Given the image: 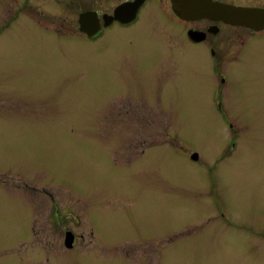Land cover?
Here are the masks:
<instances>
[{
    "label": "rangeland",
    "instance_id": "1",
    "mask_svg": "<svg viewBox=\"0 0 264 264\" xmlns=\"http://www.w3.org/2000/svg\"><path fill=\"white\" fill-rule=\"evenodd\" d=\"M70 1L0 0V264H264V90L230 79L220 112L178 23L124 62Z\"/></svg>",
    "mask_w": 264,
    "mask_h": 264
},
{
    "label": "flooded vegetation",
    "instance_id": "2",
    "mask_svg": "<svg viewBox=\"0 0 264 264\" xmlns=\"http://www.w3.org/2000/svg\"><path fill=\"white\" fill-rule=\"evenodd\" d=\"M58 5H64L66 3H76L77 1L66 0H51ZM94 0H87L86 9L79 10L77 8L78 26H79V38H84L87 41H98L105 34L112 30H115V38L121 44L125 41L133 39L135 45L133 46L134 52L125 51L126 48L118 47L120 51V59L124 62L127 60L135 61L136 56L143 53V55H151L153 48L150 44L154 42V34L152 29L160 23L162 18L172 20L183 27L184 39L190 45H186L187 56L192 55L194 52L195 59L200 68L211 69L213 76L214 90L212 92V103H218V110H228L227 101L224 98L223 86L227 85L230 79L232 83L242 79V75H246L248 82L252 85L260 86L264 90V0H115L112 2V8H95L93 4ZM131 3H137V11L134 14V18L130 21H124L115 19V11L120 6H126ZM26 4V3H25ZM29 4V3H28ZM197 4L202 10H206V14L198 17H182L177 11L188 12L186 5ZM76 4L73 5L75 7ZM80 6V5H79ZM69 6L67 11H75L73 7ZM215 7L230 9L231 11L237 9H243L247 12V22L245 25L232 24L225 22L223 19L218 18L217 15L212 13L215 11ZM216 12V11H215ZM91 14V18L94 19L97 31L95 35L89 36L81 29L80 18L83 14ZM92 23V21H91ZM93 24V23H92ZM9 26V25H8ZM57 35L62 34L60 31H50ZM50 35V34H49ZM61 36V35H60ZM191 51V53L189 52ZM196 54V55H195ZM151 55L150 57H152ZM129 57V58H128ZM220 85L222 94L220 91ZM237 87V83L235 88ZM198 96V95H197ZM225 103V105H224ZM229 104V103H228ZM238 124L229 123L228 128L231 129L233 142L238 140V134L235 132V127ZM239 127V126H238ZM166 128V127H165ZM226 128V129H228ZM165 132L168 133V130ZM171 139V138H170ZM177 137L171 139L176 141ZM235 146V143L233 144ZM230 154V150H228ZM195 153L190 154V158L194 160ZM197 155V154H196ZM199 160V157L196 159ZM164 232V240L171 239L175 232L171 230ZM72 233L71 231H67ZM161 233V232H159ZM73 234V233H72ZM150 233L149 236H144L139 241H148L151 251L158 245L157 238ZM74 236V243L76 240ZM67 238V236H66ZM66 241V240H65ZM138 241V242H139ZM142 241V242H143ZM143 242V243H144ZM73 243V246H74ZM141 244V243H140ZM73 248V247H72Z\"/></svg>",
    "mask_w": 264,
    "mask_h": 264
},
{
    "label": "water",
    "instance_id": "3",
    "mask_svg": "<svg viewBox=\"0 0 264 264\" xmlns=\"http://www.w3.org/2000/svg\"><path fill=\"white\" fill-rule=\"evenodd\" d=\"M138 4L137 3H131L126 6H120L119 8L116 9L115 11V19L119 20H126L130 21L131 19L134 18V14L137 11ZM186 8L189 10L188 12H181L177 11L178 14H180L182 17H198L202 16L203 14H206V10L203 11V8H200L197 4H189L186 5ZM215 11L212 9V13L218 16V18L223 19L225 22L232 23V24H242L245 25L247 22V12L243 9H237L231 11L230 9H225V8H219L215 7ZM92 21V23H91ZM96 22H94V19L91 18V14H83L81 15L80 18V24H81V29L83 32H86L89 36L95 35L97 31V26L95 25ZM194 158L197 159L198 156L194 155ZM74 243V236L72 233L67 234L66 238V246L68 248H72Z\"/></svg>",
    "mask_w": 264,
    "mask_h": 264
}]
</instances>
